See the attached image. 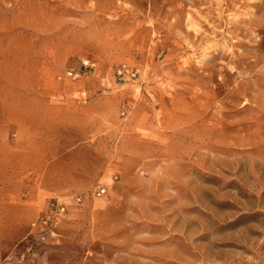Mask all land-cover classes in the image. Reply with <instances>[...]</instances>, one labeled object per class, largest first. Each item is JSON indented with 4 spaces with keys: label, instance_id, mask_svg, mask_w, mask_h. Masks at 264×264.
<instances>
[{
    "label": "rangeland",
    "instance_id": "1",
    "mask_svg": "<svg viewBox=\"0 0 264 264\" xmlns=\"http://www.w3.org/2000/svg\"><path fill=\"white\" fill-rule=\"evenodd\" d=\"M0 23V264H264V0Z\"/></svg>",
    "mask_w": 264,
    "mask_h": 264
},
{
    "label": "built area",
    "instance_id": "2",
    "mask_svg": "<svg viewBox=\"0 0 264 264\" xmlns=\"http://www.w3.org/2000/svg\"><path fill=\"white\" fill-rule=\"evenodd\" d=\"M83 66H84V68L85 69H92V68H95L96 66H97V63H96V61H93V60H91V59H86V60H83ZM86 71V70H85ZM83 73L84 72H81V71H74V70H67L62 76H60L59 78H63V77H65V78H72V79H77V78H79L81 75H83ZM117 73L119 74V75H122V74H124L125 75V73H130L131 75H135V73H133V71L126 65V64H122V65H120L119 67H118V69H117ZM103 192H105V188H103V189H101V191H100V193L99 194H101V193H103ZM53 206H54V204H53ZM56 207V209H59V205H57V206H55ZM54 208H52V210H53ZM61 209H64V207H62Z\"/></svg>",
    "mask_w": 264,
    "mask_h": 264
},
{
    "label": "crops",
    "instance_id": "3",
    "mask_svg": "<svg viewBox=\"0 0 264 264\" xmlns=\"http://www.w3.org/2000/svg\"><path fill=\"white\" fill-rule=\"evenodd\" d=\"M11 17L14 18V20H18V19H25V25L27 26H30L32 24H35V25H38L40 24L39 21H38V15L34 14L33 16L30 15V13L27 12V9H23V11H15ZM1 25L5 26L3 23H0V29L3 28Z\"/></svg>",
    "mask_w": 264,
    "mask_h": 264
}]
</instances>
